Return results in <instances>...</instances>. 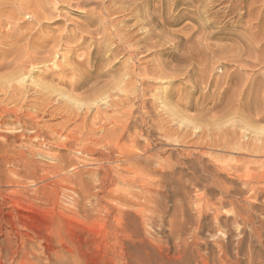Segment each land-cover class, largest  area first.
Masks as SVG:
<instances>
[{
    "label": "rangeland",
    "instance_id": "rangeland-1",
    "mask_svg": "<svg viewBox=\"0 0 264 264\" xmlns=\"http://www.w3.org/2000/svg\"><path fill=\"white\" fill-rule=\"evenodd\" d=\"M9 2L0 0L3 11ZM103 2L111 13L104 12L98 17L94 15L98 9L95 4H87L79 10L68 5L49 6L54 10L53 15L50 13V19L44 21V35L40 38L63 36L58 49L61 55L68 56L63 61L67 71L48 64L47 72L37 69L24 83L14 78L17 70L9 65L18 47L12 46L15 42L4 34L11 29L8 21L0 18V35L3 34L0 36V63L3 60L0 86L4 87L0 91V110L34 111L36 103L45 104L39 111L40 129H36H44L41 137L33 141L22 137L20 143L11 138L0 140V264H138L135 261L138 258L131 253L133 246L150 244L152 239L155 247L151 254L143 253L141 264H152V260L153 264H188V259L194 262L199 256L191 240L187 257H180L178 229L183 226L190 231L197 222L198 213L189 205L191 200L201 196L215 201L221 194L218 185L207 177V170L220 171L226 187L231 188L233 184L237 188L242 211L249 216L240 218L239 230L220 226L212 217L205 221L206 228L219 232L223 242L231 241V248L238 247L231 252L233 263L264 264V182L258 185L257 192L247 188V182L253 177L247 171L258 168L259 172L264 171V0ZM24 18L27 21L30 17ZM110 26L120 31L113 32ZM124 34L126 38L130 36L127 39L132 40L131 48L127 44L130 50L121 54L122 51L115 48L125 38ZM147 35H151L149 39H145ZM3 48L9 49L10 56ZM95 83L94 90L90 91ZM79 84V89H71ZM106 91L113 94L107 105L97 99ZM7 92L10 97L14 94L10 98L12 103ZM62 94L76 99L80 105ZM125 94L138 97L139 101L126 104ZM129 110L132 125L143 133L144 139H149L153 152L161 151L164 158L171 156L176 165L175 184L165 189L171 190L168 191L170 208L158 218L154 228H148L152 235L141 239L132 237L130 227L104 209L112 206L108 194L99 197L104 210L97 208L99 200L94 178L86 171L115 168V164L103 160L101 155L105 149L65 148L46 141V134L56 130L64 139L68 133L66 128L78 130L84 125L99 131ZM44 111H48V115H43ZM13 119L7 118L10 123L2 130L30 133L31 129L25 131L21 125H13ZM128 134H125L126 141L130 139ZM144 139L142 144H145ZM55 156L61 157L68 165L67 171L84 180V184L55 183L52 178L46 182L43 174L37 175L33 168L27 172L28 162L35 164L33 167L48 166ZM235 165L241 168L237 176L231 171ZM194 172H199L207 182L189 181ZM176 200L184 207L187 217L175 213L173 202ZM203 211L202 214L208 212ZM222 214L223 220L232 217L230 207ZM216 241L208 232L200 235V255L218 257Z\"/></svg>",
    "mask_w": 264,
    "mask_h": 264
},
{
    "label": "bare ground",
    "instance_id": "bare-ground-1",
    "mask_svg": "<svg viewBox=\"0 0 264 264\" xmlns=\"http://www.w3.org/2000/svg\"><path fill=\"white\" fill-rule=\"evenodd\" d=\"M6 3H7V0H6ZM51 4H54V5L60 4V6L68 5V6H70V8H73L75 10H79L80 8H83V6H86L87 4H95V5H98V7H97L98 9H96L97 12H94V11L93 12H94V15H97V17L101 16L104 12L106 14L111 13V11L109 12V10L107 9V6H105V2H103V0H10V2L8 3L9 6H7V5H6L7 7L5 6L7 8L6 11H3L5 8L4 7L2 8L1 7L2 4H0V7H1L0 8V18H2V17L6 18V20L8 21V25L11 26V29L4 34L9 39L12 40V43L15 42L12 46L18 47V48H16L17 51L15 49H13L14 51H16L15 52L16 56H15L14 61H12L11 64H9V65L15 67V69L17 70V73L15 74L14 78L18 79L19 81H22L23 83H24L25 78L27 76H30L33 73V71H35L37 69L43 68L42 71L47 72V69H49L48 64H50V65L52 64V67L54 69L57 68L58 70L64 71V72L67 71V69L64 67L63 61L67 60L68 56L67 57H66V55L63 56V54L61 55L59 52V49L62 46V43L64 41L62 38L63 36L59 35V37H53V36L49 37V35H48V37L47 36L45 38L43 37V39L40 38V37H42V35H44L43 28H44V26H46L44 21L46 19H50V15L52 14L51 11L53 9L52 10L49 9L51 7ZM51 8H53V7H51ZM93 10H94V8H93ZM91 11H89V12H91ZM48 14H49V18L47 17ZM110 16H111V14H110ZM24 17H30L31 19L29 18V20L25 21L26 19ZM107 17H109V14ZM143 24H141V25L143 26ZM4 25H5V23H4ZM8 25H5V26H8ZM3 26L1 25V27H3ZM47 26H48V24H47ZM104 29L106 30L107 28H104ZM112 30H113V28H112ZM115 30H113V32ZM118 30H116V33ZM91 32L93 33L92 30H90V33ZM94 32H97V31H94ZM151 32H150V34H151ZM99 33H100V31H99ZM116 33H114V34H116ZM123 33L124 32H122L121 34L123 35ZM91 34L89 36H91ZM126 34L128 35L129 33L126 32ZM126 34H124V37ZM2 35H0V36L2 37ZM45 35H46V31H45ZM92 35L94 36V34H92ZM149 36H151V35H147L145 37V39H147ZM7 37H5V38L7 39ZM103 37L104 36L102 35V38ZM106 37H108V36H106ZM118 37H120V36H118ZM128 37H130V36H127V38ZM117 38H115V39L117 40ZM127 38L126 37L124 39L122 38V41H120V38L118 40V41H120V43H119L120 45H119V47L115 48V50L120 49L122 51L121 54H123L124 51L127 52V50H130L127 47L128 45H130L129 48H131L130 42L132 40L130 41ZM79 39L80 38H78L77 40H79ZM73 40H76V39H73ZM92 40H93V38H92ZM99 40H102V39H99ZM51 42H53L52 47L49 46L50 45L49 43H51ZM3 43L6 44V41ZM100 43L101 42H99L98 44L100 45ZM101 45H103V44H101ZM2 46H5V45H2ZM103 46H105V45H103ZM8 47L10 48L9 45H8ZM48 47H50V48L48 49ZM100 47L101 46H99V48ZM4 49L5 48H3L2 51ZM8 50L9 49L7 48V50H4V51L7 52ZM71 50H73V48H71ZM74 50H75V48H74ZM9 51H11V48ZM9 51H8V55L10 56ZM69 51L70 50H68V53H69ZM116 53H117V51H116ZM2 55H3V53H2ZM6 56H7V54H6ZM115 57H117V55H115ZM1 59H2V57H1ZM131 59H132V57H131ZM126 61H128V60H126ZM126 61H125V63L127 64ZM0 62H1V60H0ZM2 63H3V60H2ZM2 63H0L1 66H3ZM127 65H129V64H127ZM130 65H131V63H130ZM82 66H83V64H82ZM50 69L53 70L52 68H50ZM85 69H86V67H85ZM131 71H132V69H131ZM157 71H150V72H157ZM85 72H87V71H85ZM128 72H129V70H128ZM128 72H127V74H128ZM129 73L131 74V72H129ZM147 73H149V71H147ZM147 73L145 75H147ZM159 73H161V72H159ZM149 74H151V73H149ZM149 74L147 76H150ZM122 75H124V74H122ZM87 76H89V74ZM126 76L125 77L123 76L124 79L126 78ZM131 77H130V79H131ZM128 82H130V80ZM83 84H85V82ZM34 85H36V84H34ZM95 86H96V83H95V85H92L89 88L90 91L94 90ZM15 87H16V85H15ZM121 87H122V85H121ZM3 88L1 87L0 91H3L4 90ZM79 88H80V84L71 86V89H73L74 91L79 89ZM10 89H8V90H10ZM16 89H18V88L16 87ZM22 89H24V88H22ZM39 91H40V88H39ZM110 91L103 92L102 94H100V96L97 99L105 101L106 105L109 104V100L113 98V97L111 98V96L113 94H111ZM14 92L15 91H12V93H14ZM8 93L9 92H7V94ZM13 95L14 94L11 95L12 98H13ZM8 96H9V100H10L11 97L9 94H8ZM62 96L68 97V99H70L72 102L80 105V102H78L76 99H73V98H71L67 95H64V94H62ZM130 96H132V95H130ZM130 96L126 95V99H125L126 104L127 103L130 104L132 102L137 103L139 101L138 97L131 98ZM42 98H41V100H42ZM44 98H46V97H44ZM39 99L37 101H40ZM113 100H111V101H113ZM125 100H124V102H125ZM142 100H144V99H142ZM37 101H35V102H37ZM10 102H11V100H10ZM124 102H123V104H124ZM14 104H15V102H14ZM14 104H12V105H14ZM38 104H39V102H38ZM38 104L36 103V105L34 106V111L22 112V110L20 111L17 109H9L7 105H6V107L8 109L2 110V111L0 110L1 111L0 112V140L1 139L3 140L4 138H6V139L11 138L16 143V141L19 142L22 137H26L28 139L27 141H33L34 139H36V138L38 139V137H41L42 131L44 129L40 130V131H36V129H40L39 111L40 110L42 111V106L44 107L45 104L43 103L44 105H42V103H41V105L39 104V106H38ZM25 105H27V104H25ZM15 106H14V108H17V106L16 107ZM129 106L126 105V107H129ZM32 107H33V105H32ZM32 107H29V108L31 109ZM142 108H143V106H142ZM79 109H81V108H79ZM43 110H44V108H43ZM47 112L48 111H44L43 115H45V113L47 114ZM126 113H127V111H126ZM122 114H124L123 111H122ZM132 114H133V111H132ZM130 116H131V113L129 110V113L124 114L121 117H117V118L112 119L109 126H103V128H101L99 131L91 130V127H90L91 125L88 126V127H90V129H87L83 124H82L83 125L82 128H80L81 127V126H79L80 124L78 125L79 126L78 130H76L75 128L72 130H69L66 128L65 132H68V133H66V135L64 136V139L62 138L63 134L59 133L57 130H56L57 132L52 131V133L46 134L47 135L46 137L48 140H46V138H45V140L47 141L48 144L56 145L58 147H65V148H104L105 149V153L101 155L103 157V160H106L108 163L115 164V168L107 170V171H104V170L102 171L99 168H96L95 170L87 169V171H86L90 174L91 177L94 178L93 180L95 182L96 197L99 200V202L97 203V208L99 211H101L103 209V207L101 208V203H100L101 201L99 198L100 195H102L104 193L108 194L109 197H111L110 201H111L112 206L110 208L106 207L104 209L108 213L112 212L116 216V218H118V220L120 222L121 221L125 222L127 224V226H129L131 229L130 235L132 237H135L137 239H141L144 236L147 237V236L152 235V234H150L152 232H149L150 229L148 230V228H154L157 225L158 218L163 217V215H165L168 212V210H169L168 208H170L168 206V203H169V199L171 200V198H169L168 193L171 190L169 191L167 189L165 191V189L167 187L170 188L171 186H174V184H175V167H176V165L173 163L174 161H172L171 156L164 158L163 153L161 151H158L155 153L153 152V149L151 148V143H150L149 139L148 138L144 139L143 133L140 130H138L135 126L132 125L131 120H130L131 119ZM9 117H10V119H11V117L14 118L13 122H12L13 125L16 126V124H17V127L19 125H21L20 128L24 129L25 131H28L27 129H31V131H28L30 133H27V134L21 133L20 134L19 133L20 131H18L16 129H14V130L8 129L5 131L2 130L3 126L9 125L10 120L9 121L7 120V118H9ZM68 118H70V116ZM72 119L74 120V118H72ZM72 119H70V120L72 121ZM70 120H69V122H70ZM14 123H16V124H14ZM65 124H68V123H65ZM81 130H83V131H81ZM84 130H86V131H84ZM47 131H46V133H47ZM49 131L51 132V130H49ZM61 131H62V129H61ZM38 132H40V133H38ZM126 133L130 134V136H129L130 139H128L127 141L124 139L126 136L125 135ZM143 139H144L145 144L141 143ZM8 141H10V140H8ZM14 142L10 141V143H12V144ZM33 165H35V164H30L29 162H28L27 166L25 165V167L27 168V172H29V169L31 170L33 168L34 172L37 175L39 173L43 174L42 179H44L46 182L53 179V181L55 183L60 182L63 184L80 185V186L84 184V180L78 179L77 176L72 175L71 173H69L67 171L68 165H66V163L64 162V160L61 157L55 156L53 159V163H51L48 166H41V167L35 166V167H33ZM240 169L241 168L238 165H235L231 168V171L235 176H237ZM259 171H260L259 168H258V170L256 169L253 171L252 170L247 171L248 174L253 176L252 179L249 182H247V185H248L247 188L250 191L251 190L252 191L258 190L259 189L258 185L260 183L264 182V171H261V172H259ZM198 173L194 172L192 179H190L189 181H191L194 184H197L200 181V179L207 182V179L202 177V176L200 177V175H198ZM206 174L208 175L207 177H211V179H212L213 183H215V185H218V188H220L221 194L217 199H215V201L205 200V199L201 198V196L196 197L194 200H191L190 202L188 201L189 205H191V208L195 209V211L198 213V218H197L196 224H193L194 227H192L190 229V231L183 226L179 227V229H178V232H179L178 241L180 242L179 247L181 249L179 254H180L181 258L187 257L188 248L191 247V244H192V243L190 244V242H189L191 240V241H193L192 247H194L196 254L199 256V259L195 258L194 262L188 261V260H190V259H188L187 260L188 264H192V263H194V264H235L231 261L232 260L231 259V252H232V250L236 251L238 249V247L237 248L236 247L231 248V245H230L231 241H229L228 243L223 242L221 239V236H219V232L216 233V232L211 231L209 228H206L205 221L209 217H212L213 221H215V223L219 224L220 226H223L225 228L233 227L234 229L239 230L240 218L242 216H245L247 218L249 215H247L248 213H245L242 211L237 188L233 184H232V186L230 185L231 188L226 187V184L223 183V181H221V174L222 173L220 171L212 172L210 170H207ZM26 177L27 178L29 177V179H30V174L27 173ZM191 186H192V184H191ZM198 186H200V185H198ZM207 188H204V189L206 190ZM209 190H210V188H209ZM112 195H113V199H112ZM227 206L230 207V212H231L232 217H230V218L227 217V218H225V220H223L224 217H223L222 211ZM173 208H174V211L176 214H181L183 217L188 216V215H186V212L184 211V207L182 206V204L179 205L177 200H176V202H173ZM204 209H207L208 212L205 214H202L204 212L203 211ZM188 219L190 220V217H188ZM247 220L250 221L249 219H247ZM204 232H208L211 237H215L217 239L215 246L219 250L218 257H214V258L212 257L211 258L210 256L200 255V253H201L200 249H199L200 235H202ZM227 232L230 235V237L233 238V233L229 229ZM152 240L149 242L150 244L146 243L145 245H143L144 244L143 242H145V241H142L141 243H143L142 244L143 246H140V247H139V244L138 245L135 244L136 246H133L132 252L129 249V251L135 257V259L136 258L139 259V260L138 259L135 260V261H138L137 262L138 264H141L140 257L143 255V253L151 254L150 253L151 249H154L155 243ZM231 240H233V239H231ZM232 242H234V241H232ZM131 247H132V245H131ZM148 258H150V257H148ZM152 261L154 262V260H152ZM153 262H152V264H153Z\"/></svg>",
    "mask_w": 264,
    "mask_h": 264
}]
</instances>
